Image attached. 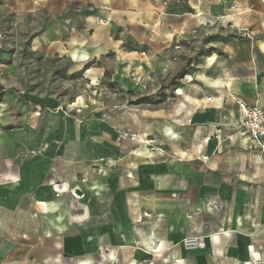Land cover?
<instances>
[{
	"label": "crops",
	"instance_id": "0c3cea01",
	"mask_svg": "<svg viewBox=\"0 0 264 264\" xmlns=\"http://www.w3.org/2000/svg\"><path fill=\"white\" fill-rule=\"evenodd\" d=\"M71 1L74 61L122 54L113 28L172 39L224 10L223 0H63L55 12ZM205 58L220 70L215 52ZM255 60L229 65L226 81L192 75L178 102L147 110L18 103L0 127V264H248L253 254L264 263L259 151L248 152L246 134L218 130L241 121L227 94L252 102L261 91ZM233 151L251 159L229 163ZM188 238L202 246L185 249Z\"/></svg>",
	"mask_w": 264,
	"mask_h": 264
},
{
	"label": "rangeland",
	"instance_id": "374dc122",
	"mask_svg": "<svg viewBox=\"0 0 264 264\" xmlns=\"http://www.w3.org/2000/svg\"><path fill=\"white\" fill-rule=\"evenodd\" d=\"M62 1L0 0L1 128L9 113L14 115L20 110L18 103L30 98H51L74 110L139 111L176 103V89L184 80L204 72L226 81L229 65L244 68L250 52L256 55V71L262 80L261 91L254 93L252 102L258 101L264 108V5L259 0H223L220 14L207 17L203 25L172 39L164 37L165 30L160 31L162 37L151 28L146 37H138L134 32L119 36V30L113 28L112 37L123 42L122 54L109 51L85 61L70 58L71 51L77 49L70 29L76 2H69L56 13ZM214 52L220 70H206L212 60L205 57ZM210 95L218 99L221 94ZM238 95L226 96L233 102L232 97ZM77 100L80 104L72 106ZM230 126L224 129L220 125L218 130L223 134H245L240 123L235 125L231 120ZM254 150L251 147L248 152ZM255 155L256 164L264 168V153ZM226 159L243 165L251 156L233 151Z\"/></svg>",
	"mask_w": 264,
	"mask_h": 264
},
{
	"label": "built area",
	"instance_id": "2783aa9c",
	"mask_svg": "<svg viewBox=\"0 0 264 264\" xmlns=\"http://www.w3.org/2000/svg\"><path fill=\"white\" fill-rule=\"evenodd\" d=\"M259 1L264 5V0ZM232 99L237 107L238 113L241 116L240 128L249 137L251 147L257 149L261 153H264V108L259 104L258 101L247 102L246 100L237 96L232 97ZM210 100V97L207 98V101ZM227 138L228 140L232 139L231 136H228ZM121 139H126L133 142L135 141L136 136L125 133L121 135ZM201 246V242L197 238H188L183 241V247L187 250H193L200 248ZM248 264L264 263L257 255L253 254L252 260Z\"/></svg>",
	"mask_w": 264,
	"mask_h": 264
},
{
	"label": "bare ground",
	"instance_id": "6f19581e",
	"mask_svg": "<svg viewBox=\"0 0 264 264\" xmlns=\"http://www.w3.org/2000/svg\"><path fill=\"white\" fill-rule=\"evenodd\" d=\"M179 94H181V92L179 91ZM80 104V101L79 100H77V102L76 103H74L73 104V106H76V105H79Z\"/></svg>",
	"mask_w": 264,
	"mask_h": 264
}]
</instances>
